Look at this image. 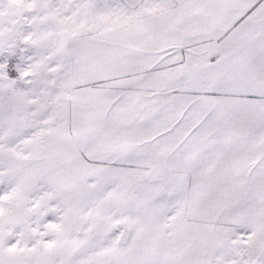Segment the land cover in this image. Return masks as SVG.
I'll return each mask as SVG.
<instances>
[{
  "label": "snow or ice",
  "instance_id": "6c2138e0",
  "mask_svg": "<svg viewBox=\"0 0 264 264\" xmlns=\"http://www.w3.org/2000/svg\"><path fill=\"white\" fill-rule=\"evenodd\" d=\"M0 264H264V0H0Z\"/></svg>",
  "mask_w": 264,
  "mask_h": 264
}]
</instances>
